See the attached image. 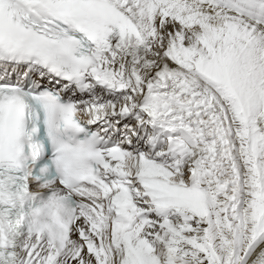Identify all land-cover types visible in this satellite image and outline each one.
Wrapping results in <instances>:
<instances>
[{"label": "snow or ice", "instance_id": "snow-or-ice-1", "mask_svg": "<svg viewBox=\"0 0 264 264\" xmlns=\"http://www.w3.org/2000/svg\"><path fill=\"white\" fill-rule=\"evenodd\" d=\"M0 264H264V0H0Z\"/></svg>", "mask_w": 264, "mask_h": 264}]
</instances>
